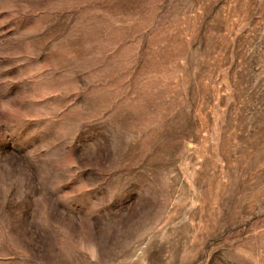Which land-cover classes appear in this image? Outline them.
<instances>
[{
  "label": "rangeland",
  "instance_id": "rangeland-1",
  "mask_svg": "<svg viewBox=\"0 0 264 264\" xmlns=\"http://www.w3.org/2000/svg\"><path fill=\"white\" fill-rule=\"evenodd\" d=\"M0 264H264V0H0Z\"/></svg>",
  "mask_w": 264,
  "mask_h": 264
}]
</instances>
